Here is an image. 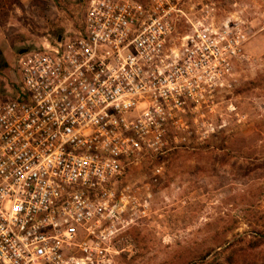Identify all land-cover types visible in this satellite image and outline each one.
Wrapping results in <instances>:
<instances>
[{"label":"clouds","instance_id":"9594fccd","mask_svg":"<svg viewBox=\"0 0 264 264\" xmlns=\"http://www.w3.org/2000/svg\"><path fill=\"white\" fill-rule=\"evenodd\" d=\"M24 15L0 27V264H264V0Z\"/></svg>","mask_w":264,"mask_h":264},{"label":"rangeland","instance_id":"374dc122","mask_svg":"<svg viewBox=\"0 0 264 264\" xmlns=\"http://www.w3.org/2000/svg\"><path fill=\"white\" fill-rule=\"evenodd\" d=\"M44 0H0V27H2L12 17L21 20L24 23L30 22L28 15L16 16V9H19L23 13L39 14L43 9ZM3 61L0 60V66Z\"/></svg>","mask_w":264,"mask_h":264}]
</instances>
